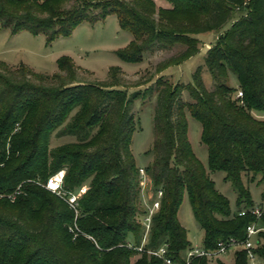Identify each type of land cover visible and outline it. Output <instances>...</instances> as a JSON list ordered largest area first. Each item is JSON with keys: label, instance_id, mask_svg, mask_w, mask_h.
I'll list each match as a JSON object with an SVG mask.
<instances>
[{"label": "trees", "instance_id": "trees-1", "mask_svg": "<svg viewBox=\"0 0 264 264\" xmlns=\"http://www.w3.org/2000/svg\"><path fill=\"white\" fill-rule=\"evenodd\" d=\"M164 1L171 7H159L155 0H0L2 29L12 35L43 34L48 44L70 36L83 23L116 15L121 29L132 35L128 47L118 51L127 63H140L150 51L185 46L163 69L199 53L197 36L231 25L205 58L213 91L197 74L189 84L161 76L143 95L128 92L119 67L110 69L109 81L93 84L79 79L70 57L59 59V72L51 76L26 67L12 70L0 62V192L23 189L14 202L0 199V264H165L135 249L143 242L146 210L141 167L132 149L139 126L132 108L135 100L154 91L155 139L146 152L152 161L145 171L155 194L161 190L163 197L145 249L167 245L173 264H187L193 244L179 219L186 197L203 230L200 247L207 251L221 241L245 239L248 226L257 222L251 209L264 207V119L257 118L264 115V0ZM243 10L247 13L235 19ZM229 76L238 88L229 84ZM185 91L192 101L183 98ZM188 113L201 126L208 170L192 148ZM56 131L79 141L51 148ZM61 170H66V190L87 187L79 201L76 239L70 231L75 212L36 183L46 184ZM215 172H224L233 184L236 212L216 188ZM245 178L263 185L260 203L253 200ZM243 210L246 214L240 215ZM259 221L264 225V215ZM260 235L257 253L264 264V233ZM189 264L211 260L202 256ZM218 264L228 263L219 259ZM232 264H249L247 252H235Z\"/></svg>", "mask_w": 264, "mask_h": 264}, {"label": "rangeland", "instance_id": "rangeland-1", "mask_svg": "<svg viewBox=\"0 0 264 264\" xmlns=\"http://www.w3.org/2000/svg\"><path fill=\"white\" fill-rule=\"evenodd\" d=\"M159 7H171L164 0H155ZM247 11H237L235 19L246 14ZM231 25H226L220 31L210 32L197 36L200 40V52L191 58L163 69L161 65L170 58L176 57L184 51L185 46L174 45L169 49L155 50L145 53L140 63L130 64L121 59L118 51L128 47L132 40L129 32L123 31L116 15H109L94 23H83L67 37H60L52 44H48L45 35L35 36L29 32H21L12 35L7 29L0 27V62H5L12 70L26 67L38 74L51 76L59 72L58 60L63 57H70L78 68V77L86 83L101 84L109 81L110 69L119 67L121 69L122 84L129 93L144 92L159 77L163 76L172 83L189 84L194 81V76L199 75L208 90L215 89V81L210 74L205 58L207 51L215 45L221 35H224ZM229 84L238 88L237 80L229 76ZM141 94V97L143 96ZM186 101H192L189 92L183 93ZM157 103V93L154 91L149 97L135 100L132 113L139 122L137 130L132 139V149L138 166L146 168L152 161L151 156L146 152L152 148L154 135V113ZM189 123V138L192 148L199 157L206 169H209L208 150L201 143V126L190 113L187 114ZM257 118L264 119V115H257ZM79 138L56 131L51 137L50 147L68 145L78 142ZM216 183V188L230 201L231 210L237 211V192L230 181L225 179L224 172L211 174ZM245 183L250 186L253 200L257 203L262 201L263 185ZM155 195L151 177L148 175L147 187L142 189V208L146 210L152 204V197ZM179 219L182 225L188 230V236L193 247H200L203 242V230L195 219L191 204L186 197L179 211ZM139 256L134 257L137 261ZM232 264L235 261L234 250L228 256H220L211 260V264H218V260Z\"/></svg>", "mask_w": 264, "mask_h": 264}, {"label": "built area", "instance_id": "built-area-1", "mask_svg": "<svg viewBox=\"0 0 264 264\" xmlns=\"http://www.w3.org/2000/svg\"><path fill=\"white\" fill-rule=\"evenodd\" d=\"M237 98L240 99V103L243 104L242 91L238 92ZM65 174H66V170H61L55 173L54 175L50 176L46 184H42L40 181H36V183L43 185L46 189L56 194L60 199H62L68 204L70 209H72L75 212V216H76L75 224L74 226L70 227V231L74 234V239H76L80 233V230L77 226V219L80 215L79 201L81 197L87 192V187L82 186L79 190L75 192L74 191L70 192L66 190L64 188ZM140 175H141L142 189H146L148 174L146 173L144 168L140 169ZM22 194H23V189L21 186H19L16 190L8 194H3L0 192V199L7 198L11 202H14ZM162 197H163V191L160 190L152 197V204L148 206V208H146V212L143 218V225L145 231L143 242L141 246L136 247L135 249L139 253L146 252L151 256L162 258L165 264H173L172 260L166 256L168 249L167 245H163L158 249H151V250L145 249V244L147 243L149 233L151 231L153 217L160 209ZM251 212L254 215H256L257 222H254L253 224L248 226L247 236L245 239L238 240L232 238L228 241H221L218 243L217 249L214 251H207L202 247H193L187 253L186 256L187 264H189L193 259L202 256H206L210 260L216 259L220 256H228L230 252L233 250L234 252L245 250L247 252L249 264H259L260 257L257 253V250L259 249L262 240L260 234L264 233V225H262L259 220H261V218L264 215V207H261L260 205H256L254 208L251 209ZM245 214H246V210H243L240 213V215H245ZM89 239H93V238L89 236ZM128 247L133 248L132 244H129Z\"/></svg>", "mask_w": 264, "mask_h": 264}]
</instances>
